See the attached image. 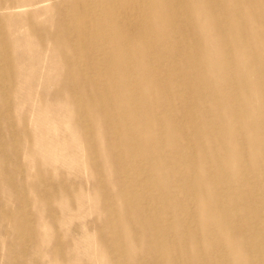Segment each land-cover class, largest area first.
Here are the masks:
<instances>
[{
  "label": "bare ground",
  "instance_id": "obj_1",
  "mask_svg": "<svg viewBox=\"0 0 264 264\" xmlns=\"http://www.w3.org/2000/svg\"><path fill=\"white\" fill-rule=\"evenodd\" d=\"M0 24V119L22 132L11 143L20 171L44 184L47 151L69 155L44 117L32 130L13 120L5 105L21 85L23 116L64 114L63 143L79 153L68 164L81 154L92 186L70 170L49 178L52 192L29 193L31 217L0 214L22 253L44 264H264V0H1ZM57 219L68 240L51 245Z\"/></svg>",
  "mask_w": 264,
  "mask_h": 264
},
{
  "label": "rangeland",
  "instance_id": "obj_2",
  "mask_svg": "<svg viewBox=\"0 0 264 264\" xmlns=\"http://www.w3.org/2000/svg\"><path fill=\"white\" fill-rule=\"evenodd\" d=\"M1 1V0H0ZM42 6V5H40ZM32 7V8H25L22 9L21 11H13V15L17 14H25L29 12L30 10H33L34 12H37L38 9L37 7ZM41 19L38 17L35 18H30L24 21V23H17L12 27H9V33L12 36H19L22 33H25L26 26H36L37 23ZM1 24H0V32H1ZM25 27V28H24ZM48 57L46 52L42 54V64L40 68V72L38 74V82L37 84H40L42 81V76H44L45 72L42 69L44 65L47 64ZM21 72L22 79L25 76V79L27 78V75ZM32 81V82H31ZM34 80H30L27 83H35L33 82ZM19 91V95L16 97V102L14 104V107L11 105H5L6 107H10V114H12L13 120L17 122H21L23 119L27 121V126L32 130L35 126H37V123L39 120L43 121L44 117V125L46 129H44V133L48 135L50 133V129H52L55 125L56 127V134L57 137H60L62 141H58V146L60 150H66L68 151L69 155L64 156L62 155L59 151H53L49 150L47 151V155L49 158L53 159V166L55 168V171L49 172V170H45L48 172L47 175V181L44 182V184H38L34 185V181H28V176L27 172L20 171V159L15 158V155L17 153V147L14 145L16 144V140H19V137L22 132L17 131L14 127H8L4 126L2 123V120L0 119V159H3L4 162L0 163V174L3 175V183L0 182V214H7L11 216H16V215H25L31 217V209L29 208V202L27 196L29 193L36 191V189H42L46 192H52L54 187L50 185V177L51 178H59L61 181L64 180L65 178H69V172L72 170L73 173L79 174L80 176V181L83 184L82 188L83 191H88L91 189V184H90V176L89 172L86 171V169L83 167L82 164V156L81 154L78 156L79 159H81L77 166L74 168L68 164V162L74 157L75 155L79 154L76 148H72L70 144L65 145V143L70 142V135L67 131L66 128V122H65V117L64 114H61L60 117H57V113H52V112H46L44 115L40 117H33L30 112H27L25 116L22 115L20 111H26V105L24 101V92L26 91L21 85L20 88L17 89ZM38 96V95H37ZM10 99V97H8ZM36 100H40L38 97L35 98ZM8 104H11L8 102ZM13 104V103H12ZM1 106V107H5ZM12 111V112H11ZM9 118H11L9 116ZM59 118V120H58ZM2 122V123H1ZM10 133V134H9ZM38 141V137L36 138ZM13 143L14 145H11ZM23 156L21 158L25 159L26 157L28 158V154H26V149L23 148ZM13 160H9L12 159ZM226 168L233 173V177L237 178L238 174H235V167L232 166L231 163L227 164ZM34 171V170H32ZM222 186L227 187L228 183H221ZM66 185V184H65ZM61 193H65L67 188L66 187H61ZM226 200V199H225ZM224 200V201H225ZM82 209L83 212H88L91 213L94 209V205L91 203V201L85 199L84 203L80 205V209ZM60 219L65 218L66 219V214L63 213L58 216ZM34 221V220H31ZM73 221L67 222L66 223V230H69L73 227ZM81 225V224H80ZM58 226V219L57 222L56 220L53 221L52 225L46 224L45 227V239H47L48 243L53 245L55 243L59 242H66L64 241L65 239L68 240L67 235H65V231H60L57 228ZM82 226V225H81ZM59 232V237H57V233ZM70 245V244H67ZM75 245V243H74ZM19 240H16V233L15 230L8 227V226H2L0 225V264H44V262L40 261L37 262L36 256L32 255L29 256L27 253H22L21 250L19 249L20 247ZM81 254L79 253V257ZM95 264H106L105 261H103L100 258L99 260H95Z\"/></svg>",
  "mask_w": 264,
  "mask_h": 264
}]
</instances>
